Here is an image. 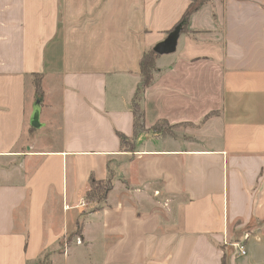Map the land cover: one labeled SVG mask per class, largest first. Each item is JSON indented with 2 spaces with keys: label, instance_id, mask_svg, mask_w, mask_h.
Masks as SVG:
<instances>
[{
  "label": "crops",
  "instance_id": "1",
  "mask_svg": "<svg viewBox=\"0 0 264 264\" xmlns=\"http://www.w3.org/2000/svg\"><path fill=\"white\" fill-rule=\"evenodd\" d=\"M190 2L0 0V264H264V0L192 13L134 128Z\"/></svg>",
  "mask_w": 264,
  "mask_h": 264
},
{
  "label": "trees",
  "instance_id": "2",
  "mask_svg": "<svg viewBox=\"0 0 264 264\" xmlns=\"http://www.w3.org/2000/svg\"><path fill=\"white\" fill-rule=\"evenodd\" d=\"M208 1L209 0H191L189 7L187 8L183 16V19L181 20V23L177 25V27L180 26V32L178 35L187 32L185 27V21L192 13H194L196 10H198L203 4H205ZM157 56L158 55L153 50H150L144 53L140 60L139 67H140L141 81L133 97V114L135 117L134 128L136 132H142L144 129V126L141 121L142 114L139 108V100L144 90L147 87H149L153 82L154 72H155V59ZM33 89L36 96L38 97L42 96L40 77H35V79L33 80ZM173 128H174L173 126H168L165 123H159L152 128V132L157 135H171ZM119 138L122 149L124 150L133 149L132 140L130 138H127L123 135H120ZM111 188H112V183L110 179H106L105 181H95L93 179H90L89 190L87 191L86 197L90 201L100 202L105 199L107 193L110 191Z\"/></svg>",
  "mask_w": 264,
  "mask_h": 264
},
{
  "label": "water",
  "instance_id": "3",
  "mask_svg": "<svg viewBox=\"0 0 264 264\" xmlns=\"http://www.w3.org/2000/svg\"><path fill=\"white\" fill-rule=\"evenodd\" d=\"M174 34L176 35H171L168 39H166V41L163 44L155 47L153 51L157 55H164V54L172 53L175 50V38L177 36V32ZM37 116L38 115L34 113L33 118H32L31 126L34 128L39 127L38 122H37L38 121Z\"/></svg>",
  "mask_w": 264,
  "mask_h": 264
},
{
  "label": "rangeland",
  "instance_id": "4",
  "mask_svg": "<svg viewBox=\"0 0 264 264\" xmlns=\"http://www.w3.org/2000/svg\"><path fill=\"white\" fill-rule=\"evenodd\" d=\"M176 32H177V34H179V32H180V26L175 30V33H176ZM35 96H36V95H35ZM36 98H37L36 102H37V104L39 105V104H40V99H38V96H37ZM39 127H40V125H39ZM39 127H38V128H39ZM165 127H167V126H165ZM40 128H41V127H40ZM151 133H153V132L151 131ZM35 137L40 138V140H41V144H42L43 146H44V145H49V146H50L51 135L49 134V132H48L46 129L37 132V134H36ZM183 145H185V144H183ZM43 258H44V257H43ZM37 264H48V262H47V260L42 259V260L39 261Z\"/></svg>",
  "mask_w": 264,
  "mask_h": 264
},
{
  "label": "built area",
  "instance_id": "5",
  "mask_svg": "<svg viewBox=\"0 0 264 264\" xmlns=\"http://www.w3.org/2000/svg\"><path fill=\"white\" fill-rule=\"evenodd\" d=\"M246 239H247V236L245 235L243 237V240H246ZM233 246L237 249L239 256H245L246 255V248H245L244 242H239L237 244H234Z\"/></svg>",
  "mask_w": 264,
  "mask_h": 264
}]
</instances>
